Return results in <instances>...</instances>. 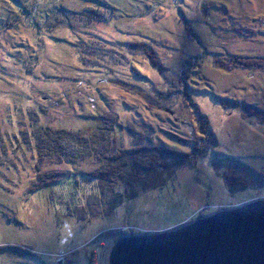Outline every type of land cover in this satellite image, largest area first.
<instances>
[{
	"label": "rangeland",
	"instance_id": "rangeland-1",
	"mask_svg": "<svg viewBox=\"0 0 264 264\" xmlns=\"http://www.w3.org/2000/svg\"><path fill=\"white\" fill-rule=\"evenodd\" d=\"M231 56L264 58V0H0V264H108L124 234L264 198V114L246 106L264 110V64L224 67ZM108 112L115 150L207 151L110 212L111 200L91 199L94 217L72 211H87L94 158L42 160L40 172L66 175L31 190L38 160L20 128L83 131Z\"/></svg>",
	"mask_w": 264,
	"mask_h": 264
},
{
	"label": "trees",
	"instance_id": "trees-1",
	"mask_svg": "<svg viewBox=\"0 0 264 264\" xmlns=\"http://www.w3.org/2000/svg\"><path fill=\"white\" fill-rule=\"evenodd\" d=\"M131 47L134 48L135 53L139 52L145 55L150 64L159 72L165 69L155 49L149 44L137 41L132 43ZM227 59L228 60H221L224 63V65H222L226 68H231V65L236 66L237 64L246 66L248 64L250 67L254 66V64H264V58L256 59V62L255 60L248 61L239 56H231L227 57ZM246 106L252 109L257 108V113L264 114V110L258 107L250 104ZM247 108L245 107V110L249 113ZM197 113L200 122L204 126L202 131L208 136L213 137L206 116L198 111ZM260 117L258 116L260 123L264 124V115ZM118 123V115L108 112L106 114L104 113L100 118L96 117V124L94 127L83 131L52 128L45 124L29 128H20L19 131L23 133L26 144L35 153L38 160L35 166L37 171L36 180L31 190L43 188L45 185L51 187L54 183L60 181L62 175H66L62 171L40 172L39 162L42 160L51 159L56 162L77 163L85 161L88 157L94 158L95 161L100 164L99 168L82 173L87 180L92 179V182L88 185L89 187L85 188L87 193L85 197H83V202H85L88 207L87 211L82 210V208L79 209L76 206L75 207L78 209L72 208L73 212L77 214L80 213L82 217L85 212H90L91 216L94 217L96 213L89 207L91 199H96L99 205L100 203L103 204L105 198L106 200L107 198L111 200L112 202L110 203H112V206L108 207L110 212V210L117 207L124 198L135 197L143 190L162 187L170 170L178 166L181 167L186 164L195 163L198 160L197 154L199 153V156H202L207 151V146L203 149L202 147H196L195 150L192 151L193 158H189L187 154L156 146H141L138 148L132 147L129 149L115 150L114 143L116 138L113 136V131L116 126L119 125ZM8 138H10V135ZM1 164L2 161H0V165ZM117 188H121L124 193H118ZM108 208L102 210V213L100 212L101 215H107Z\"/></svg>",
	"mask_w": 264,
	"mask_h": 264
},
{
	"label": "water",
	"instance_id": "water-1",
	"mask_svg": "<svg viewBox=\"0 0 264 264\" xmlns=\"http://www.w3.org/2000/svg\"><path fill=\"white\" fill-rule=\"evenodd\" d=\"M108 264H264V198L171 229L124 234Z\"/></svg>",
	"mask_w": 264,
	"mask_h": 264
},
{
	"label": "bare ground",
	"instance_id": "bare-ground-1",
	"mask_svg": "<svg viewBox=\"0 0 264 264\" xmlns=\"http://www.w3.org/2000/svg\"><path fill=\"white\" fill-rule=\"evenodd\" d=\"M259 58V57H258ZM240 60V59H239ZM227 62V61H226ZM236 65V64H235ZM239 65V64H238ZM231 66H233V65H231ZM260 115V114H259ZM231 182H233V181H231Z\"/></svg>",
	"mask_w": 264,
	"mask_h": 264
},
{
	"label": "flooded vegetation",
	"instance_id": "flooded-vegetation-1",
	"mask_svg": "<svg viewBox=\"0 0 264 264\" xmlns=\"http://www.w3.org/2000/svg\"><path fill=\"white\" fill-rule=\"evenodd\" d=\"M60 264H62L63 262L59 261Z\"/></svg>",
	"mask_w": 264,
	"mask_h": 264
}]
</instances>
